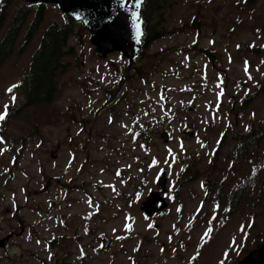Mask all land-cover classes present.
<instances>
[{
    "label": "rangeland",
    "instance_id": "374dc122",
    "mask_svg": "<svg viewBox=\"0 0 264 264\" xmlns=\"http://www.w3.org/2000/svg\"><path fill=\"white\" fill-rule=\"evenodd\" d=\"M153 3L162 7L136 59L141 81L125 71L119 86L126 61L117 52L99 59L77 23L54 99L26 106L8 89L47 26L65 18L44 5L26 42L28 15L0 66V114L19 106L0 121V238L11 235L0 264H234L263 240L264 0ZM21 4L9 0L0 39ZM112 85L116 98L101 108L100 92ZM248 135L258 136L248 150L259 184L226 215L214 194L221 179L253 171L230 165L237 136ZM160 171L167 207L146 217L139 203Z\"/></svg>",
    "mask_w": 264,
    "mask_h": 264
},
{
    "label": "trees",
    "instance_id": "16d2710c",
    "mask_svg": "<svg viewBox=\"0 0 264 264\" xmlns=\"http://www.w3.org/2000/svg\"><path fill=\"white\" fill-rule=\"evenodd\" d=\"M154 1L156 0H145L141 8L144 31L142 47L149 44L155 35V32L154 34L148 32V25L150 23L155 25L159 21L157 15L160 14L162 3H159V9H157ZM8 3L9 0H3L0 3V30L5 21ZM43 7L44 5L35 3L23 4L16 9L0 39V66L11 54L19 31L30 13L32 17L25 31L26 42L34 35L43 18ZM75 24H77L76 21L66 17L61 24L50 23L43 32L38 46L31 54L28 72L22 76L17 85L24 96L25 105L47 103L55 96V80L63 65L62 57L68 54L67 41L75 33Z\"/></svg>",
    "mask_w": 264,
    "mask_h": 264
},
{
    "label": "water",
    "instance_id": "95a60500",
    "mask_svg": "<svg viewBox=\"0 0 264 264\" xmlns=\"http://www.w3.org/2000/svg\"><path fill=\"white\" fill-rule=\"evenodd\" d=\"M23 1L54 3L64 13L76 20H82L84 27L90 32V42L95 46L101 58H104L107 53L113 51H118L129 59L137 55L140 38L139 42H137L136 21L131 15L135 11L133 7L135 0H124L125 6L123 8L120 6L121 0ZM162 136L166 139L165 134ZM158 183L161 191H164L165 180L163 173L160 174ZM159 194L160 192L158 191H151L142 201L140 208L146 215H151L153 211H157L166 205L164 199ZM156 201L159 202V205L154 207ZM2 245L3 240H0V246ZM237 264H264V242Z\"/></svg>",
    "mask_w": 264,
    "mask_h": 264
},
{
    "label": "flooded vegetation",
    "instance_id": "af4514ba",
    "mask_svg": "<svg viewBox=\"0 0 264 264\" xmlns=\"http://www.w3.org/2000/svg\"><path fill=\"white\" fill-rule=\"evenodd\" d=\"M124 69L127 70L128 74H130V73L133 74L135 78L138 77V79L141 81V78L139 77L140 73H141L140 65L136 64V60H134L132 62L126 61L124 63ZM116 95H117V92L115 93V87L114 86L105 87L104 90H102L100 92L101 108H103L104 106H106L110 103H113L115 98H116ZM128 106H130V105L128 104ZM93 107H95V106H93ZM99 110H100V108H98L96 110L97 114H99ZM64 115L65 116L68 115L67 108L64 109ZM107 117L110 118V115H107ZM257 137H258L257 135L237 136L238 147L239 148L242 147L244 149L243 150H235L232 152L234 154L235 161L231 160L230 165L231 166L235 165V169L238 167H242V168L248 167V169H249L253 166H254V168L252 169L253 171L250 174H248V177L245 176L246 178L239 180V182H237L232 177L229 179H226V178L221 179V182H220L221 190L227 187L231 191H233L232 192L233 198L231 197L232 201H235V202L242 201L243 198L245 197L243 191H248V195L250 196V200L253 199V197H254L253 195H254V193H256L257 185H258V176L255 173V170L257 169L255 159L257 157H256V152H254V150H248V148L249 147L253 148L256 145L255 140L257 139ZM232 141H233V137H232ZM236 147H237V145H236ZM226 158L227 157H222V160H221V162L224 164V166H226V164H227ZM210 166H211V163H209V167Z\"/></svg>",
    "mask_w": 264,
    "mask_h": 264
},
{
    "label": "snow or ice",
    "instance_id": "6c2138e0",
    "mask_svg": "<svg viewBox=\"0 0 264 264\" xmlns=\"http://www.w3.org/2000/svg\"><path fill=\"white\" fill-rule=\"evenodd\" d=\"M143 3V0H135V3L133 4V7L135 8V11H133L131 13L133 19L136 21L135 23V29H136V39L137 42H139V38L142 35L141 30H140V20H139V9L141 8ZM120 6L123 8L125 6L124 0H121ZM246 64V68L245 71H247V62H245ZM16 87V85H13L12 88H9L8 91L12 92V90ZM223 93L221 92L220 95H222ZM16 97L13 96L12 100L15 101ZM7 105H5V112L3 114H0V121H3L7 115ZM219 143V141H218ZM203 186V185H202ZM179 211V209H178ZM149 227H151V225H149ZM206 236L210 235V231L205 233ZM227 255V254H226Z\"/></svg>",
    "mask_w": 264,
    "mask_h": 264
}]
</instances>
